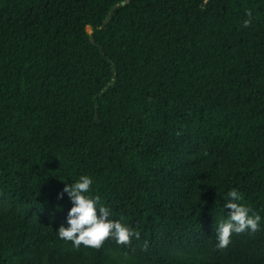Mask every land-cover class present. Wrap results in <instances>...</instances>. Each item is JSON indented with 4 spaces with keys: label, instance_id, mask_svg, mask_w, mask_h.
I'll list each match as a JSON object with an SVG mask.
<instances>
[{
    "label": "trees",
    "instance_id": "obj_1",
    "mask_svg": "<svg viewBox=\"0 0 264 264\" xmlns=\"http://www.w3.org/2000/svg\"><path fill=\"white\" fill-rule=\"evenodd\" d=\"M82 174L127 245L58 237ZM0 264H264V0H0Z\"/></svg>",
    "mask_w": 264,
    "mask_h": 264
},
{
    "label": "clouds",
    "instance_id": "obj_2",
    "mask_svg": "<svg viewBox=\"0 0 264 264\" xmlns=\"http://www.w3.org/2000/svg\"><path fill=\"white\" fill-rule=\"evenodd\" d=\"M246 14L251 17V12ZM250 23L251 19L243 21L245 27ZM92 184V177L82 174L75 181L65 183L57 193L59 198L66 194L71 204L64 221L56 229L58 237L70 241L75 248L81 245L100 248L108 238L127 245L138 233L120 220L111 218V209L101 205L98 195L91 194ZM223 208L227 209V215L217 221V248H226L231 243L233 234L254 233L260 228L261 215L243 202V194L238 189L227 191Z\"/></svg>",
    "mask_w": 264,
    "mask_h": 264
},
{
    "label": "rangeland",
    "instance_id": "obj_3",
    "mask_svg": "<svg viewBox=\"0 0 264 264\" xmlns=\"http://www.w3.org/2000/svg\"><path fill=\"white\" fill-rule=\"evenodd\" d=\"M86 31H87L88 34L91 33V29L90 28H86Z\"/></svg>",
    "mask_w": 264,
    "mask_h": 264
},
{
    "label": "water",
    "instance_id": "obj_4",
    "mask_svg": "<svg viewBox=\"0 0 264 264\" xmlns=\"http://www.w3.org/2000/svg\"><path fill=\"white\" fill-rule=\"evenodd\" d=\"M126 2H122L121 5H124Z\"/></svg>",
    "mask_w": 264,
    "mask_h": 264
}]
</instances>
